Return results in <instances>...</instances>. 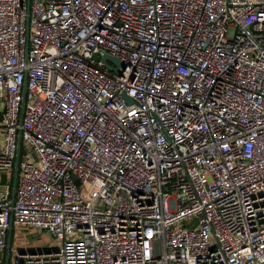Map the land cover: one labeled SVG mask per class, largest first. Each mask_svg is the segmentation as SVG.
Instances as JSON below:
<instances>
[{"label": "built area", "instance_id": "1", "mask_svg": "<svg viewBox=\"0 0 264 264\" xmlns=\"http://www.w3.org/2000/svg\"><path fill=\"white\" fill-rule=\"evenodd\" d=\"M0 253L264 264V0H0Z\"/></svg>", "mask_w": 264, "mask_h": 264}, {"label": "rangeland", "instance_id": "2", "mask_svg": "<svg viewBox=\"0 0 264 264\" xmlns=\"http://www.w3.org/2000/svg\"><path fill=\"white\" fill-rule=\"evenodd\" d=\"M58 245L59 242L48 231H34L22 227L15 228L12 233V250L31 252Z\"/></svg>", "mask_w": 264, "mask_h": 264}, {"label": "water", "instance_id": "3", "mask_svg": "<svg viewBox=\"0 0 264 264\" xmlns=\"http://www.w3.org/2000/svg\"><path fill=\"white\" fill-rule=\"evenodd\" d=\"M97 60H98V58H97ZM102 60H103L104 62H108V61H110V62L115 63L116 65H118L120 68H124V64H123V63H121L118 59H116V58H114V57H112V56H109V55H107V54H104V55H103ZM107 68H108L110 71H112V68H111L109 65H107ZM116 73H119V70H117ZM127 99L130 101L129 98H127ZM78 185H79V183H78ZM11 233H12V232H10V236H9V241H10V243H11ZM0 259H1V253H0Z\"/></svg>", "mask_w": 264, "mask_h": 264}, {"label": "flooded vegetation", "instance_id": "4", "mask_svg": "<svg viewBox=\"0 0 264 264\" xmlns=\"http://www.w3.org/2000/svg\"><path fill=\"white\" fill-rule=\"evenodd\" d=\"M12 232V231H11ZM13 233V232H12ZM12 233H11V243H10V241H9V239H8V247H10L11 246V244H12Z\"/></svg>", "mask_w": 264, "mask_h": 264}, {"label": "crops", "instance_id": "5", "mask_svg": "<svg viewBox=\"0 0 264 264\" xmlns=\"http://www.w3.org/2000/svg\"><path fill=\"white\" fill-rule=\"evenodd\" d=\"M9 239V238H8Z\"/></svg>", "mask_w": 264, "mask_h": 264}]
</instances>
